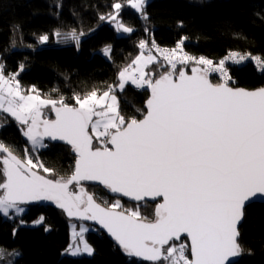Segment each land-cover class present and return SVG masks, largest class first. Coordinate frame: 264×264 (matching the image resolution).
I'll list each match as a JSON object with an SVG mask.
<instances>
[{
    "label": "snow or ice",
    "instance_id": "1",
    "mask_svg": "<svg viewBox=\"0 0 264 264\" xmlns=\"http://www.w3.org/2000/svg\"><path fill=\"white\" fill-rule=\"evenodd\" d=\"M143 5L144 0L131 3L141 13ZM114 8L120 10L121 4ZM110 18L116 20V15ZM118 28L133 31L122 23ZM71 36L76 39L74 32ZM40 40L46 42L48 36ZM182 43L178 55L177 49H160L152 41L151 47L171 68L159 79L145 78L144 68L156 61L150 51L119 73L121 90L128 80L151 89L148 111L141 120L121 115L111 86L100 95L94 89L76 96L79 107H72L63 98L26 94L15 75L6 77L0 67V111L27 126L24 135L32 150L48 147L47 137L65 141L76 154L70 176L46 178L34 169L54 174L53 169L38 157L34 162L27 150L24 158L17 156L0 141L5 177L0 183V215L10 218V213L22 214L21 204L52 201L69 216L97 221L128 256L152 264H229L230 257L239 255L238 225L244 210L264 201V87L228 86L231 77L225 62L241 63L250 57L262 70L264 62L258 56L233 52L214 65L211 59L183 53ZM139 48L146 49V42L141 41ZM193 61L200 67H193L192 75L177 69V63ZM211 72H219L224 82L213 84L208 78ZM49 104L56 118L42 120L40 109ZM89 128L97 139L104 137L102 149L93 147ZM81 181L98 182L136 201L162 197L163 203L157 205L155 219L149 220L138 209L117 211L122 207L119 201L107 205L83 188L79 195L69 191L70 185ZM85 231L80 229L81 238ZM182 234L190 239L191 258L186 254L188 245L169 243L181 240ZM80 251L77 247L72 254ZM83 251L93 253L86 242Z\"/></svg>",
    "mask_w": 264,
    "mask_h": 264
},
{
    "label": "trees",
    "instance_id": "2",
    "mask_svg": "<svg viewBox=\"0 0 264 264\" xmlns=\"http://www.w3.org/2000/svg\"><path fill=\"white\" fill-rule=\"evenodd\" d=\"M130 1L0 0L3 72L16 74L24 90L34 88L42 95L63 98L72 107L76 106V96L83 97L94 89L100 95L111 86L118 97L121 115L128 120H141L147 112L149 88L129 84L114 91L119 73L140 55L141 41H155L166 47H176L182 41L184 50L215 61L235 52L258 56L264 62V0H148L143 13L132 8ZM115 3L121 4L120 10L114 8ZM117 11L123 24L133 29L131 33L118 35L110 23L104 22ZM73 32L76 39L71 36ZM44 35L48 40L42 44L40 37ZM106 47L111 48L109 57L102 53ZM193 67L200 66L188 63L182 70L190 71ZM148 70L153 80L170 71L159 58ZM229 70L232 80L228 85L234 88L264 87V70L257 62L232 65ZM209 78L214 84L223 83L215 75L209 74ZM55 115L53 112L49 120H54ZM0 127V141L17 156L24 158L27 150L34 162L38 157L54 174L39 168L36 171L48 178L71 175L76 159L71 147L45 141L48 147L33 151L23 135L25 125L2 111ZM93 139L94 148H103L98 139ZM2 169L0 162V183L5 181ZM78 186L99 203L111 205L119 201L122 207L118 210L138 209L142 217L155 219L157 204L130 203L97 184L81 183L71 192L77 194ZM41 214L42 226L23 225L37 220ZM70 221L83 222L68 218L49 201L28 206L21 217L0 215L1 264H152L128 256L116 241L97 228L87 234L95 250L93 256H64L70 244ZM239 233L241 251L232 264H264V204H252L245 210ZM172 243L178 246L181 241ZM188 255L191 256L190 247Z\"/></svg>",
    "mask_w": 264,
    "mask_h": 264
},
{
    "label": "rangeland",
    "instance_id": "3",
    "mask_svg": "<svg viewBox=\"0 0 264 264\" xmlns=\"http://www.w3.org/2000/svg\"><path fill=\"white\" fill-rule=\"evenodd\" d=\"M147 1H148V0H144V4H145ZM132 2H133V0L130 1V3H132ZM139 12H140V11H139ZM112 15H116V20H112V19L109 17V18H108L107 20H105L104 22L110 23L111 26L117 31L118 35L126 34V32H124L121 28H118V24H121V23L123 24V22L121 21V19H120V17L118 16L117 12L114 13V14H112ZM123 25H124V24H123ZM125 26H126V25H125ZM44 36H45V35H44ZM41 37H42V36H41ZM40 42H41V40H40ZM46 42H47V41H46ZM46 42H41V43H42V44H45ZM106 48L109 49V51H108L107 53L105 52V49H106ZM106 48L102 51V53H103V55H105L106 57H109V56H110V53H111V48H110V47H106ZM141 54H142V53H141ZM141 54H140V55H141ZM143 54L146 56V55H148L149 53H148V54H147V53H143ZM151 55H153L154 57H156V61L158 60L159 57H158L157 55H155L154 53H151ZM156 61H155V62H156ZM155 62H153V63H155ZM153 63L147 65V66L144 68V71H145V73L147 74L146 77H145L146 79H150V78H149V70H148V69H149V67H150ZM131 65H132V64H131ZM0 67L3 68L2 61H1V57H0ZM133 67H135V65H133ZM130 71H131V69H130ZM4 75H5L6 77L11 76V75H15V79L18 80L17 77H16V74H10V75H7V74L4 73ZM136 75H139V73H136ZM119 83H120V80H119V75H118V82H117L116 87L114 88V91L121 90V89L118 87ZM129 84L132 85V86H134V87H136V88H139V89H145V88H148L146 85L143 86V87H137L135 84H133V83L131 82V80H128V81L125 82V87H126L127 85H129ZM125 87H124V88H125ZM21 89H22L26 94L36 95V94L38 93L41 99H56V100H58V101L61 99V98H57V97L45 96V95L40 94V93L37 92V91L32 92L31 90H32L33 88H31L29 91L24 90L22 87H21ZM112 94L116 95V94L113 93V92H112ZM116 97H117V95H116ZM117 101H118V106H119V100H118V97H117ZM57 107H59V104H57ZM75 107H79V105L76 104ZM40 111H41V113H42V115H41V119H42V120H44V119L49 120V116H50L51 114H53V112L55 113V111H54L52 105H50V104L47 105V106L41 107ZM119 111H120V109H119ZM2 112H3V111H2ZM4 113H6V112H4ZM6 114H9V113H6ZM9 115H10V114H9ZM10 116H11V115H10ZM13 118H14V117H13ZM26 127H27V126L25 125V127L23 128V135H24V130H26ZM0 128H1V127H0ZM90 132H91V128H90ZM91 134H92L93 137L96 138V136H95L94 133L91 132ZM24 137L27 139V137H26L25 135H24ZM103 138H104V137H100V138L98 139V140L100 141V143H101V140H103ZM96 139H97V138H96ZM27 140H28V139H27ZM28 142H29V144L32 146V144H31V142H30L29 140H28ZM44 143H45V140H44ZM45 144H46V143H45ZM2 193H3V189L0 188V195H2ZM19 207L22 208V209H24V211L22 212V214H20V215H16L15 213H10V217H11V218H13V217H21L22 215H24V214L28 211V205H27V204H21V205H19ZM41 217L43 218L42 222L37 223V221H40V220H41ZM43 224H44V215L41 214L37 220H35V221H33V222L29 223V224H23V225H24V226L37 227V226H42ZM82 227H83V228H86L87 231H85V232L82 234V238H81L80 229H81ZM95 230H96V229H95L94 226L88 225V224H86V223H84V222H73V221H70V222H69L70 244H69L68 248L66 249V251L64 252V256H69V257H91V256H93L95 250H94V247L92 246V244L89 242L87 234H88L89 232H91V231H95ZM84 242H86L89 246L92 247V249H93V253H92L91 255H89L87 252H84V251H83V243H84ZM77 247H79V248L81 249V251L78 252L77 254L73 255V254H72V251H74Z\"/></svg>",
    "mask_w": 264,
    "mask_h": 264
},
{
    "label": "water",
    "instance_id": "4",
    "mask_svg": "<svg viewBox=\"0 0 264 264\" xmlns=\"http://www.w3.org/2000/svg\"><path fill=\"white\" fill-rule=\"evenodd\" d=\"M185 71V73L187 74V75H192V69L190 70V71H186V70H184ZM177 78H178V76H177ZM209 78V77H208ZM210 79V78H209ZM210 81H211V79H210ZM212 82V81H211ZM213 83V82H212ZM214 84V83H213ZM228 86H230V85H228ZM230 87H232V86H230ZM234 88V87H233ZM149 90H150V95H151V89L149 88ZM245 90H248V89H245ZM254 90H256V89H254ZM150 98H151V96H150ZM149 98V99H150ZM145 107H146V109H147V111H148V107H147V103H146V105H145ZM146 114H147V112H146ZM146 114H145V116H146ZM144 116V117H145ZM143 117V118H144ZM55 118H56V115H55ZM142 118V119H143ZM55 120V119H54ZM42 130V129H41ZM89 133H90V135H92L91 134V132H90V128H89ZM92 138H93V136H92ZM44 140L46 141V142H48L49 144H60V145H64V146H68V147H71L70 145H68L65 141H61V140H51L50 138H44ZM93 147H94V139H93ZM109 147H112L111 145H109ZM102 149V148H101ZM75 153V152H74ZM3 154V153H2ZM4 155V154H3ZM76 155V154H75ZM34 171H36L35 169H34ZM38 174H40V175H43V174H41L40 172H38V171H36ZM46 177V176H45ZM46 178H48V177H46ZM81 183H87V184H97V185H100V186H103V185H101V184H99L98 182H94V181H81L79 184H81ZM74 186H76V184H73V185H70L69 186V191L71 192V189L74 187ZM104 187V186H103ZM80 187L78 186L77 187V195H79L80 194ZM89 195H91V194H89ZM112 195L114 196V197H116V198H118V199H124V200H126V201H128V202H130V203H138V204H142V203H150V204H160V203H163V199H162V197H157V198H155V199H153V198H149V197H145L143 200H141V201H136V200H134V199H132V198H130V197H127V196H124L123 194H121V193H112ZM94 198V197H93ZM95 199V198H94ZM96 200V199H95ZM97 201V200H96ZM46 201H31V202H28V203H25V204H27L28 206H31V205H35V204H44ZM98 202V201H97ZM264 204V201H259V202H255V203H251V204H248L247 206H246V208H245V210L249 207V206H251L252 204ZM49 204L50 205H52V206H55V207H57V208H59L54 202H52V201H49ZM157 207V206H156ZM59 209H61V208H59ZM63 210V209H62ZM117 211H121V210H118V209H116ZM244 210V211H245ZM64 211V210H63ZM65 212V211H64ZM66 213V212H65ZM66 215H67V217L68 218H70V219H80V218H78V217H75V216H69L67 213H66ZM244 218H245V215H244ZM244 218L242 219V221L240 222V224L238 225V230H239V228H240V226L242 225V223H243V221H244ZM80 220H82V219H80ZM83 222H85L86 224H89V225H91V226H94L95 228H97V229H99V230H101L102 232H104V233H106L110 238H112L114 241H116L109 233H108V231L105 229V228H103L97 221H93V220H82ZM239 239V238H238ZM182 240H187L188 241V243H189V247H190V239H188L187 237H186V234H182V236H181V240H178V241H175L176 243H178V242H180V241H182ZM117 242V241H116ZM172 241H170L169 243H171ZM118 244V243H117ZM119 245V244H118ZM120 246V245H119ZM121 247V246H120ZM191 255V254H190ZM239 255H237V256H235V257H230L229 258V264H232L236 259H237V257H238ZM139 259H141V258H139Z\"/></svg>",
    "mask_w": 264,
    "mask_h": 264
},
{
    "label": "built area",
    "instance_id": "5",
    "mask_svg": "<svg viewBox=\"0 0 264 264\" xmlns=\"http://www.w3.org/2000/svg\"><path fill=\"white\" fill-rule=\"evenodd\" d=\"M155 44L160 48V49H168V50H171V49H177V53H178V55L179 54H181L180 53V50H179V48L176 46V47H166V46H162V45H159L158 43H156L155 42ZM151 45H152V42L150 43V42H146V49H144V50H141L140 49V54L143 52V53H149V51L151 52V53H154L155 55H157L158 57H159V59H161L162 61H163V63H164V65L169 69V70H171V68H170V65H168V62L166 61V60H164L163 59V57L160 55V53L159 52H157V50L155 49V48H152L151 47ZM183 53H186V54H188V55H191V56H193V57H196V58H199V57H204V56H200V55H193V54H191V53H189L188 51H186V50H184L183 49ZM233 53V52H232ZM230 54V53H229ZM229 54H227L225 57H227ZM225 57H223L222 59H224ZM205 58H207V57H205ZM209 59V58H208ZM222 59H220V60H222ZM212 60V59H211ZM219 60V61H220ZM213 61V63H214V65H216V64H218L219 63V61H215V60H212ZM249 61H252V62H256V61H254V60H252L250 57L247 59V60H245V61H243V62H241V63H234L232 60H226V62H225V67H226V69H227V75L228 76H230L231 77V75H230V70H229V68H230V66H232V65H237V64H244V63H247V62H249ZM189 63H194L195 64V62L193 61V62H189ZM188 64V63H187ZM184 65H186V64H180V63H177V69L179 70V69H182L183 67H184ZM209 74H211V75H215V76H217V77H219L223 82H224V80H223V78H222V76H221V74L219 73V72H211V73H209ZM231 80H232V78L230 79V80H228V84L231 82ZM103 141H104V138H103V140L101 141V144L103 145L104 143H103ZM185 243L186 245H188L189 246V243L188 242H186V241H184V240H182L181 241V243ZM179 246V245H178ZM187 255H188V252L186 253ZM189 256V255H188ZM189 258H191V256H189Z\"/></svg>",
    "mask_w": 264,
    "mask_h": 264
},
{
    "label": "crops",
    "instance_id": "6",
    "mask_svg": "<svg viewBox=\"0 0 264 264\" xmlns=\"http://www.w3.org/2000/svg\"><path fill=\"white\" fill-rule=\"evenodd\" d=\"M2 259H3V257L1 256V251H0V264H1Z\"/></svg>",
    "mask_w": 264,
    "mask_h": 264
},
{
    "label": "flooded vegetation",
    "instance_id": "7",
    "mask_svg": "<svg viewBox=\"0 0 264 264\" xmlns=\"http://www.w3.org/2000/svg\"><path fill=\"white\" fill-rule=\"evenodd\" d=\"M101 146L104 147L105 145L104 144L103 145L101 144ZM107 146L109 147V145H107Z\"/></svg>",
    "mask_w": 264,
    "mask_h": 264
}]
</instances>
